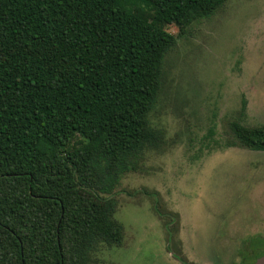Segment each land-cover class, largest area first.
I'll return each instance as SVG.
<instances>
[{
	"label": "trees",
	"instance_id": "obj_1",
	"mask_svg": "<svg viewBox=\"0 0 264 264\" xmlns=\"http://www.w3.org/2000/svg\"><path fill=\"white\" fill-rule=\"evenodd\" d=\"M229 1L0 0V264H93L123 243L111 196L161 140L166 27ZM231 131L264 152V126Z\"/></svg>",
	"mask_w": 264,
	"mask_h": 264
},
{
	"label": "rangeland",
	"instance_id": "obj_2",
	"mask_svg": "<svg viewBox=\"0 0 264 264\" xmlns=\"http://www.w3.org/2000/svg\"><path fill=\"white\" fill-rule=\"evenodd\" d=\"M166 30L178 44L150 114L161 140L111 196L123 243L93 264H250L264 250V152L229 143L234 122L264 126V0Z\"/></svg>",
	"mask_w": 264,
	"mask_h": 264
},
{
	"label": "water",
	"instance_id": "obj_3",
	"mask_svg": "<svg viewBox=\"0 0 264 264\" xmlns=\"http://www.w3.org/2000/svg\"><path fill=\"white\" fill-rule=\"evenodd\" d=\"M253 264H264V254H263L261 257H259V258L256 260V262L253 263Z\"/></svg>",
	"mask_w": 264,
	"mask_h": 264
},
{
	"label": "flooded vegetation",
	"instance_id": "obj_4",
	"mask_svg": "<svg viewBox=\"0 0 264 264\" xmlns=\"http://www.w3.org/2000/svg\"><path fill=\"white\" fill-rule=\"evenodd\" d=\"M258 258H259V257H257V258L255 259V261L251 262L250 264H253V263H255V262H256V260H257Z\"/></svg>",
	"mask_w": 264,
	"mask_h": 264
}]
</instances>
